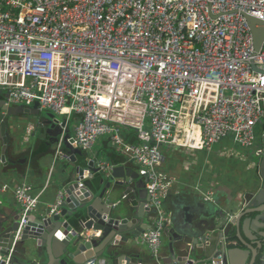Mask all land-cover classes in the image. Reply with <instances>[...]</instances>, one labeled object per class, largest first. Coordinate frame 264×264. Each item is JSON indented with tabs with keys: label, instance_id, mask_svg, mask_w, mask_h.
I'll use <instances>...</instances> for the list:
<instances>
[{
	"label": "built area",
	"instance_id": "2783aa9c",
	"mask_svg": "<svg viewBox=\"0 0 264 264\" xmlns=\"http://www.w3.org/2000/svg\"><path fill=\"white\" fill-rule=\"evenodd\" d=\"M244 14L264 21V0H0V89L8 103L76 115L78 148L91 150L106 136L141 167L147 206L157 210L142 242L156 259L174 184L160 147L211 149L227 136L251 147L259 125L264 137V42L256 52ZM126 128L136 142L126 140ZM34 130L27 127L25 140ZM67 131L65 124L55 160ZM41 193L16 187L18 237Z\"/></svg>",
	"mask_w": 264,
	"mask_h": 264
},
{
	"label": "water",
	"instance_id": "95a60500",
	"mask_svg": "<svg viewBox=\"0 0 264 264\" xmlns=\"http://www.w3.org/2000/svg\"><path fill=\"white\" fill-rule=\"evenodd\" d=\"M244 15L253 32L255 51L259 52L264 42V21ZM8 97L0 89V181L17 173L18 146L11 127L21 121V115L36 116L37 127L46 128L52 147L66 124L52 112L47 114V120H42L39 103L28 107L13 105L8 103ZM259 141L260 180L239 208H219L198 198L190 205L177 203L166 230L170 242L169 254L163 258L165 264H264V137ZM63 149L72 151L73 165L77 162L75 155L84 154L69 131ZM86 161L87 168L75 166L64 176L59 211L43 216L31 214L20 237L17 238L20 213L9 215L0 206V264H87L95 258H116L119 263L132 264L138 238L150 227L144 216L155 213L146 207L150 199L146 180L126 165L103 171L95 159ZM90 173L97 174V178L90 177ZM130 178L137 181L138 203H115L110 192L112 183L129 186ZM86 179L87 184L82 182ZM96 179L99 185L105 183L101 191L96 189Z\"/></svg>",
	"mask_w": 264,
	"mask_h": 264
},
{
	"label": "crops",
	"instance_id": "0c3cea01",
	"mask_svg": "<svg viewBox=\"0 0 264 264\" xmlns=\"http://www.w3.org/2000/svg\"><path fill=\"white\" fill-rule=\"evenodd\" d=\"M45 112L51 113L50 111H41L42 120L48 119ZM57 116L62 122H67V130L73 136L78 116L73 115L68 120L65 116ZM20 118L21 121L11 127L18 146V154L15 156L17 173L14 177L0 181V206L9 215L20 213V205L15 198V189L21 184L32 185L35 193L42 192L37 210L33 214L36 216L48 214L59 200L62 181L66 173L71 172L78 165L87 168V158L95 159L97 162L105 161L113 166L126 165L139 174L137 164L128 161L125 156L121 155L112 145L109 137L106 136L100 137L91 150L83 151V155L76 154L77 162L74 165L72 164V159H74L72 151L63 149V146L62 152L68 158L59 156L55 160L56 145L53 147L50 145V136L46 128L37 127L36 116L27 114L26 116L21 115ZM31 125L35 127V130L29 139L25 140L27 127ZM262 127V125L257 127L256 141L251 147L238 145L232 136L225 137L214 144L211 149L194 150L175 145L161 146L162 169L174 179L171 192L164 203L165 209L172 214V217L175 215L177 203L178 205L180 203L181 205H190L194 198L205 202L199 193L202 190L213 192L214 200L212 202L219 208L229 210L239 208V205L244 203L245 196L255 188L256 183L260 180L257 166V147L260 144L259 132L263 129ZM123 132L127 141H137L134 130L126 128ZM89 176L97 178L95 173H90ZM140 178L142 177L140 176ZM96 180V189L101 191L105 183L99 185V179ZM128 181L129 186L122 187L114 186L112 183L110 192L114 196L115 203L125 205L130 200L135 205L138 203L137 181L131 178ZM82 182L87 184V179L82 180ZM125 195H128L126 199H124ZM152 217L151 214H145V222L151 224ZM73 225L77 228L76 224L73 223ZM138 226L146 227L142 224ZM169 242V236L166 232L160 252L162 259L169 254ZM132 254L134 255L131 259L132 264H157L149 248L142 244L141 240H139V245ZM103 260L107 261V264H120L116 258H103ZM123 263L126 262L123 261Z\"/></svg>",
	"mask_w": 264,
	"mask_h": 264
},
{
	"label": "bare ground",
	"instance_id": "6f19581e",
	"mask_svg": "<svg viewBox=\"0 0 264 264\" xmlns=\"http://www.w3.org/2000/svg\"><path fill=\"white\" fill-rule=\"evenodd\" d=\"M173 146V145H172ZM176 146V145H175ZM116 148V150L121 154V155H123V156H125L126 157V159L128 160V161H130L129 159H128V157L126 156V155H124V154H122L118 149H117V147H115ZM130 162H132V161H130ZM138 166V171H139V175L141 176V174H140V170H141V167L139 166V165H137ZM142 177V176H141ZM143 178V177H142ZM172 178V177H171ZM143 179H145V178H143ZM173 179V178H172ZM146 180V179H145ZM174 180V179H173ZM146 183H147V180H146ZM146 186H147V184H146ZM200 193V195H201V198L206 202H212L213 200H214V198H213V192L212 191H205V190H202V191H200L199 192ZM210 194V199H206L205 198V194ZM148 203V202H147ZM147 203H146V207H148V208H150L151 210H155V213L154 214H151V215H153V217L152 218H154L155 216H156V214H157V210L155 209V208H151V207H149V206H147ZM153 220V219H152ZM171 220H172V214L170 213V223H171ZM169 223V224H170ZM168 224V225H169ZM167 225V226H168ZM152 226V221H151V224H150V227ZM167 226H166V228H165V230H164V233H163V237H164V235H165V233H166V230H167ZM149 227V228H150ZM149 228H147V229H149ZM145 232V231H144ZM143 232V233H144ZM22 233V232H21ZM21 233H20V235H21ZM100 233L99 232H97L96 233V235H99ZM142 234L140 235V237L138 238V241L139 240H141V243L142 244H144L143 242H142ZM20 237V236H19ZM163 237H162V245H163ZM17 238H18V232H17ZM144 245H146V244H144ZM147 246V245H146ZM148 247V246H147ZM149 248V247H148ZM161 248H162V246H161ZM150 250V249H149ZM151 252V251H150ZM160 252H161V250H160ZM154 257V256H153ZM154 259L157 261V264L160 262L161 264H165L164 262H163V259H162V256H161V253H160V258L159 259H156L155 257H154ZM93 260H95V264H98V262L100 263V264H106V261H104L103 260V258H101V259H92V260H90V261H93ZM90 261H88V262H90ZM88 262H87V264H88ZM120 264H127V263H120ZM139 264H143V263H139Z\"/></svg>",
	"mask_w": 264,
	"mask_h": 264
},
{
	"label": "rangeland",
	"instance_id": "374dc122",
	"mask_svg": "<svg viewBox=\"0 0 264 264\" xmlns=\"http://www.w3.org/2000/svg\"><path fill=\"white\" fill-rule=\"evenodd\" d=\"M45 114H47V112H45ZM261 127V126H260ZM263 128V127H262ZM262 133H263V129L259 132V134H260V136H259V139H261V137H262ZM257 134H258V132H257Z\"/></svg>",
	"mask_w": 264,
	"mask_h": 264
}]
</instances>
